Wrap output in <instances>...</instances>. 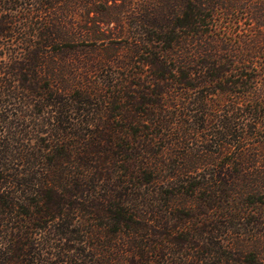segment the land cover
Here are the masks:
<instances>
[{"label": "trees", "instance_id": "16d2710c", "mask_svg": "<svg viewBox=\"0 0 264 264\" xmlns=\"http://www.w3.org/2000/svg\"><path fill=\"white\" fill-rule=\"evenodd\" d=\"M0 264H264V0H0Z\"/></svg>", "mask_w": 264, "mask_h": 264}, {"label": "rangeland", "instance_id": "374dc122", "mask_svg": "<svg viewBox=\"0 0 264 264\" xmlns=\"http://www.w3.org/2000/svg\"><path fill=\"white\" fill-rule=\"evenodd\" d=\"M115 28H116V27H115L114 24L109 25V26H108V29H107L108 34H110V35L115 34V33H116V29H115Z\"/></svg>", "mask_w": 264, "mask_h": 264}]
</instances>
